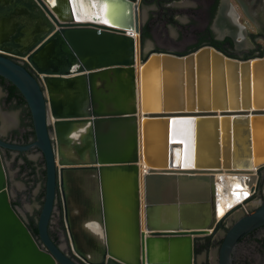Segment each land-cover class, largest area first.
<instances>
[{
	"label": "water",
	"instance_id": "obj_1",
	"mask_svg": "<svg viewBox=\"0 0 264 264\" xmlns=\"http://www.w3.org/2000/svg\"><path fill=\"white\" fill-rule=\"evenodd\" d=\"M48 3L0 0V77L21 93L34 130L30 145L0 146L36 147L45 160L35 236L11 203L0 155V264H195L196 239L221 221L223 171L262 190L223 233L217 264H234L240 240L264 225V44L249 58L209 44L144 54L133 1ZM138 83L142 101L155 86L156 110L140 113ZM57 197L67 249L48 230ZM78 202L85 250L72 228ZM122 227L130 250L113 244Z\"/></svg>",
	"mask_w": 264,
	"mask_h": 264
},
{
	"label": "flooded vegetation",
	"instance_id": "obj_2",
	"mask_svg": "<svg viewBox=\"0 0 264 264\" xmlns=\"http://www.w3.org/2000/svg\"><path fill=\"white\" fill-rule=\"evenodd\" d=\"M131 1L137 4L141 15L143 43L145 38L154 41L155 47H151V50L185 53L209 44L237 58H249L262 53L260 50L264 44V0ZM233 29L235 32L238 29L239 32L235 33ZM13 59L26 65L19 58ZM11 85L13 84L8 80L0 77V138L9 143L30 145L34 141L31 115L18 90L10 95ZM6 112L15 113L17 119L14 123L2 117V113ZM0 155L6 172V185L11 203L30 231H35L36 228L34 235L37 236V220L44 197V156L36 147L16 150L3 146H0ZM261 184L262 181L260 186ZM20 185L23 186L22 189ZM261 197L262 190L254 199L258 200ZM25 203H28L27 207ZM61 206L62 201L57 197L48 230L56 243L67 249L65 237L67 232ZM75 208L74 210L72 208L74 211L72 228L80 237L78 246L85 250L89 246L91 235L82 231L85 214L80 211L81 203H76ZM260 235L264 236V225L252 230L240 240L233 253V262L236 253L241 250V242L250 238L257 239ZM261 262L263 264L264 255Z\"/></svg>",
	"mask_w": 264,
	"mask_h": 264
},
{
	"label": "rangeland",
	"instance_id": "obj_3",
	"mask_svg": "<svg viewBox=\"0 0 264 264\" xmlns=\"http://www.w3.org/2000/svg\"><path fill=\"white\" fill-rule=\"evenodd\" d=\"M254 29V28H253ZM151 41L153 44L151 47H155L154 41L152 39L145 38L144 40V54H147L151 50V47H146L147 42ZM262 50H260L261 52ZM262 54V53H261ZM256 54L255 56L261 55ZM2 117L6 118L10 123H14L17 119L15 113H2ZM11 172V171H10ZM261 176L264 174V169H260ZM12 175V174H11ZM13 176V175H12ZM11 176V177H12ZM263 182V180H262ZM19 184V183H18ZM23 185V184H22ZM20 185L21 189L23 186ZM13 196H15L14 191L12 190ZM257 200L254 199L249 203L248 207L251 209L255 206ZM26 207L28 203H25ZM247 207V208H248ZM243 210L236 209L228 214L224 220L221 222L222 226L216 228L214 232L209 236H200L196 239L195 248V264H217V251L219 244L221 242L223 233L225 231L224 227H228L239 215L243 214ZM24 214V213H22ZM24 216V215H23ZM211 242L207 245V242ZM241 250L236 253L234 258V264H262V255L264 252V236H259L257 239H245L244 242H241ZM264 264V262H263Z\"/></svg>",
	"mask_w": 264,
	"mask_h": 264
},
{
	"label": "bare ground",
	"instance_id": "obj_4",
	"mask_svg": "<svg viewBox=\"0 0 264 264\" xmlns=\"http://www.w3.org/2000/svg\"><path fill=\"white\" fill-rule=\"evenodd\" d=\"M44 1L48 3L49 0H44ZM53 1L54 0H50V3H53ZM50 3H48V6H50ZM223 29L225 28H220V30H223ZM236 32H239V30L236 29ZM237 35L241 36V34H237ZM140 91H141V86L138 83V105H139L140 113H143L144 111L156 110V96H155L156 88L155 86L150 84V86L145 90L143 101L142 99H139ZM141 105H142V108L140 107ZM145 170H146V167L141 166V171L143 172ZM237 178L245 180L249 178V176L247 173H238V172H224L223 171L220 173H216L215 213L218 218L223 217V215H225V213L229 211V209L232 208L233 205L235 204L236 194L232 192V185L238 182ZM86 227H88V229H90L94 234L96 235L98 234V231L95 229L94 223H89Z\"/></svg>",
	"mask_w": 264,
	"mask_h": 264
},
{
	"label": "built area",
	"instance_id": "obj_5",
	"mask_svg": "<svg viewBox=\"0 0 264 264\" xmlns=\"http://www.w3.org/2000/svg\"><path fill=\"white\" fill-rule=\"evenodd\" d=\"M215 178H216V174H215ZM237 179L238 182L232 185V192L236 194L235 204L233 205L232 208L229 209V211L226 212V214L223 217H221L220 223L224 220V218L228 214H230L232 211L236 209H241L243 210L244 213L250 211L248 205L250 202L254 200V196L256 195L255 194L256 183L250 181V176L245 180H242L240 178Z\"/></svg>",
	"mask_w": 264,
	"mask_h": 264
},
{
	"label": "crops",
	"instance_id": "obj_6",
	"mask_svg": "<svg viewBox=\"0 0 264 264\" xmlns=\"http://www.w3.org/2000/svg\"><path fill=\"white\" fill-rule=\"evenodd\" d=\"M123 228V227H122ZM119 230V229H118ZM120 231V230H119ZM117 231L116 234H114L113 244L119 248L120 250H130L131 243L127 241V233L125 232L124 228L122 232Z\"/></svg>",
	"mask_w": 264,
	"mask_h": 264
},
{
	"label": "trees",
	"instance_id": "obj_7",
	"mask_svg": "<svg viewBox=\"0 0 264 264\" xmlns=\"http://www.w3.org/2000/svg\"><path fill=\"white\" fill-rule=\"evenodd\" d=\"M16 90H17L16 87L14 85H11L10 86V95H12L13 92L16 91ZM220 226H222V223H219V225L217 226V228L220 227ZM223 228L226 229V227H224V226H223ZM35 232H36V228H35V231H32V233L35 234ZM210 243L211 242L208 241L207 242V245H209ZM195 252H196V248H195Z\"/></svg>",
	"mask_w": 264,
	"mask_h": 264
}]
</instances>
